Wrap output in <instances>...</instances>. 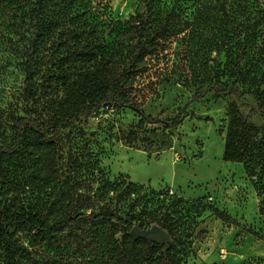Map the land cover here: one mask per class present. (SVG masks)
Returning <instances> with one entry per match:
<instances>
[{"label":"rangeland","instance_id":"1","mask_svg":"<svg viewBox=\"0 0 264 264\" xmlns=\"http://www.w3.org/2000/svg\"><path fill=\"white\" fill-rule=\"evenodd\" d=\"M33 1L0 0L2 144L12 141L13 120L30 106L52 133L58 118L99 99L100 81L155 119H173L186 107L187 113L171 130L112 105L63 129L51 152L33 134L3 156L24 204L49 220L109 210L153 224L163 207L182 198L188 213L172 251L182 264H264V196L243 162L223 159L233 105L245 121L263 127L255 101L211 91L193 100L211 81L255 88L264 73V0H152L145 36L168 31L152 39L124 84L118 78L133 57L145 0H55L37 26L43 44L31 104L25 50ZM243 22L252 28L247 53L232 35ZM19 238L22 264H121L128 248L122 232L84 219L51 240L37 232Z\"/></svg>","mask_w":264,"mask_h":264},{"label":"trees","instance_id":"2","mask_svg":"<svg viewBox=\"0 0 264 264\" xmlns=\"http://www.w3.org/2000/svg\"><path fill=\"white\" fill-rule=\"evenodd\" d=\"M23 3V0H20ZM55 0H34L30 8L29 19L32 37L29 39L28 47L25 50V72L28 85V102L33 104L38 93V85L34 80V64L39 47L43 44V33L37 30L39 23L47 15V9ZM152 0H145L144 9L136 24L134 38L136 44L134 47L133 57L118 78L120 84L127 83L131 76L134 75V68L148 55L147 47L156 37L161 38L166 35L167 29L162 30L153 38L145 36L146 19L150 16L152 10ZM225 10V6L223 7ZM245 22V21H244ZM242 23L238 30H234L232 35L238 41L243 42L242 52L247 53L248 36L252 33L249 23ZM230 37L228 38V40ZM97 83V80L94 81ZM100 96L99 99H93L88 104H83L72 113L58 118L54 130L49 133L41 127L39 121L32 116V107L27 109V113L18 116L13 120L12 141L8 144L0 142V254L2 262L0 264H22L21 252L22 244L20 234L37 232L44 240L54 239L59 233L79 223L82 219L89 220L92 224H108L117 234L122 232V245L128 246L121 254V264H182L180 258L173 254L177 232L181 227L188 213L183 205L182 198H174V204L163 207L161 219L153 224L143 222L134 223L132 219L121 216L113 211L101 210L98 213L91 212L78 213L68 219L49 220L38 213L31 211L20 198L17 190L16 180L11 178L3 164V156L11 155L18 152L28 139L34 134L37 135L41 145L48 149L49 152L55 149L58 138L62 130L75 125L83 117H87L100 109L110 108L112 105L121 107H131L139 113L143 120L152 124H165L171 130H175L182 123L186 109H182L178 115L173 118L164 120L155 119L152 115L147 114L144 110L131 104L130 99L120 90L108 92L102 81L98 82ZM264 84V73L258 80L255 88L244 89L237 84L221 83L211 81L202 83L193 95V100L199 101L204 98L208 92H213L216 96L236 95L239 97H252L255 101L254 111L258 115L263 127L254 122L245 121L237 106L233 105L230 112V119L227 127L225 140V149L223 159L225 161L243 162L248 174L256 178V185L260 193L264 196V92L261 87ZM131 185V184H130ZM262 214L264 215V197L262 198ZM140 228H149L153 225H160L171 236L168 246L160 244L146 238H135L131 234L134 226ZM146 247L149 248L148 256Z\"/></svg>","mask_w":264,"mask_h":264},{"label":"water","instance_id":"3","mask_svg":"<svg viewBox=\"0 0 264 264\" xmlns=\"http://www.w3.org/2000/svg\"><path fill=\"white\" fill-rule=\"evenodd\" d=\"M131 234L135 238H146L166 246H168L171 241L170 234L160 225H153L149 228H140L136 225L132 228Z\"/></svg>","mask_w":264,"mask_h":264}]
</instances>
